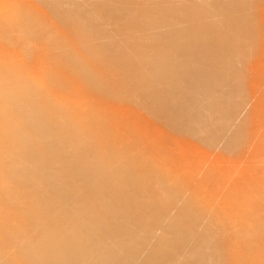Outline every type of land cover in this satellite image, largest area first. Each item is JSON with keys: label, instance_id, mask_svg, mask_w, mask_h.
<instances>
[{"label": "bare ground", "instance_id": "obj_1", "mask_svg": "<svg viewBox=\"0 0 264 264\" xmlns=\"http://www.w3.org/2000/svg\"><path fill=\"white\" fill-rule=\"evenodd\" d=\"M198 1L212 20L231 25L219 24L215 35L222 39L217 47L209 40L200 42L204 30L190 36L181 27L183 34H172L176 23L200 19L191 7ZM208 17L202 19L207 22ZM241 38L244 43L257 38L254 44L260 47L255 49L264 52V0H0V264H264V198L256 206L248 200L252 181L264 183V168L253 167L264 157V63L256 66L264 56L250 50L251 44L245 49ZM136 93H146L149 100ZM124 96H133L134 105L142 101L135 106L130 102L134 108L151 102L154 106L152 100L164 105L160 111L177 122H171L173 126L178 124V129L173 127L178 138L170 139L174 147L186 155L198 154L190 159L179 151L178 157L196 163L206 155L196 163L201 171L175 157L187 167L177 163L176 169L183 171L178 173L172 167L174 157L172 162L170 156L158 155L171 161L182 188L167 182L173 174L168 171L171 163L169 175L165 160L162 165L168 176L154 178L161 172L155 168L160 160L136 152L159 148L157 139L152 143L153 136L147 141L133 138L129 131L124 136V131H113L111 118L129 107ZM177 103L183 106H174ZM139 111L134 113L137 117ZM130 115L127 121L123 116L117 120L130 124ZM147 116L143 115L146 122ZM123 122L116 126L129 130ZM197 124L208 125L202 130ZM166 125H160L162 130ZM207 126L215 135L204 131H210ZM167 128L172 131V126ZM220 140L227 141L222 142L223 148L228 145L225 150L232 143L234 155H245V143L254 145H248V165L243 155L227 158L229 149L224 156ZM216 142L218 152L212 145ZM195 144L199 150L203 147L200 156ZM206 151L211 152L208 156L216 152L214 163L233 159V170L238 165H232L234 160L243 157L237 162L245 165L235 169L241 172L239 180L233 170L231 175L239 182L225 177L228 186L232 183L227 187L221 181L224 175H219L231 167L217 161L216 169ZM204 161L211 163L212 171H205L209 166ZM220 165L224 167L218 171ZM214 168L222 182L217 185L224 183L227 190L216 188L227 201L216 188L219 194L212 192L215 184L210 182L218 180H211ZM192 169L200 180L197 171L191 175ZM213 193L221 200L209 201ZM252 207L259 211L251 212ZM176 243L178 251L174 247L168 252Z\"/></svg>", "mask_w": 264, "mask_h": 264}, {"label": "rangeland", "instance_id": "obj_2", "mask_svg": "<svg viewBox=\"0 0 264 264\" xmlns=\"http://www.w3.org/2000/svg\"><path fill=\"white\" fill-rule=\"evenodd\" d=\"M198 2H199V5H198V4H197V5L194 4V5H191V7H192V9H193V8L195 9V10H193V11L198 12V13L201 14V15L199 14L200 19H199V17H196L195 19H193V20L191 21V22L194 21V23L189 22V23H187V25L184 24V25H186V26H184L183 24H179V23H176V22H172V23L170 24L171 26H173L175 23H176L175 26H177V25L180 26V27L177 26V27H175V28H174V26H173L172 28H174L173 31H175V32H172V34H178V33H180V28H181V27H185L186 30L183 31V32H185V34H191L190 36H193V33L196 34V33H198V32H202V30H204V31H203V35H202L203 37H201L202 40L200 39V40H201L200 42H205V43H206V42L209 40V41L207 42V43H209V45H211V46H213V47H215V46L217 47V46L220 44L221 39H222V38L220 37V35H219V36H218V34L215 35L216 33H218V32H216V31L219 30V29H218V28H219V24H223V25H225V26H227V27H230L231 25L228 24V23H226V22H221V23H220L219 19H218V20H217V19H216V20H212V19H215V18L208 17L209 15H207L208 12L206 11L205 6L203 5V6H204V7H203V6L201 5V4H203V3H201L200 1H198ZM198 2H196V3H198ZM201 7H202V8H201ZM196 8H197V9H196ZM198 8H199V9H198ZM202 11H203V12H202ZM205 13H206V15H205ZM201 16H202V17H201ZM207 17H208V20H207L208 23L205 21L206 19H205V20L202 19V18H207ZM198 19H199L200 21H199ZM210 19H211V21H209ZM197 20H198V21H197ZM195 21H196V22H195ZM203 21H205V22H203ZM213 21H214L215 23H214ZM197 22H199V23H197ZM200 22H202V23H200ZM173 23H174V24H173ZM203 23H204V24H203ZM225 23L228 24V25H230V26L226 25ZM192 24H193V26H192ZM194 24H195V25H194ZM196 24H197V25H196ZM198 24H199V25H198ZM201 24H202L203 26H202ZM206 24H207V26H206ZM181 25H182V26H181ZM211 26H212V27H211ZM216 26H218V27L215 28ZM188 27H190V28L192 27V28L190 29V28H188ZM209 27H210V28H209ZM177 28H179V29H177ZM187 28H188V29H187ZM194 28H195V29H194ZM214 28H215V29H214ZM193 29H194V30H193ZM205 29H206V30H205ZM211 29H212V30H211ZM216 29H217V30H216ZM190 30H191V32H192V31H194V32L190 33ZM214 30H215V31H214ZM176 31H178V32H176ZM187 31H188L189 33H186ZM197 31H198V32H197ZM211 31H212V32H211ZM183 32L181 31L180 34H183ZM208 32H209V34H208ZM213 33H214V34H213ZM204 34H205L206 36H205ZM207 34H208L209 36H208ZM212 34H213V35H212ZM170 35H171V34H170ZM211 35H212V36H211ZM215 36H216V37H215ZM221 36H222V35H221ZM171 37H172V38L174 37L173 40H176L175 35H174V36L171 35ZM226 37H227V36H226ZM212 38H213V39H212ZM219 38H220V39H219ZM223 38H224V37H223ZM228 38H229V37H228ZM211 39H212V40H211ZM215 39L218 40V41L216 42ZM224 39L226 40L227 38H224ZM214 40H215V41H214ZM238 40H241L240 43L243 42L242 38H241V39H238ZM213 41H214V42H213ZM251 41H252V43H251ZM251 41L246 40V41H245L246 43L243 42V44H244V45L242 44L243 47L245 48V47L248 46L247 44H251L252 47H251V45L248 46L250 50H251V49H255V48H256V49H259L260 46L257 48V44H254V43H257V42H258V41H257V38H255V39L253 38ZM253 41H254V42H253ZM255 41H256V42H255ZM248 42H249V43H248ZM215 43H218V45H215ZM253 44H254L255 46H254ZM253 46H254V48H253ZM245 49H246V48H245ZM249 49L247 48V51H248ZM256 49H255V51H253V52H255L256 54H257L258 52H260L259 55H260V56H264V52L261 54V52H262L263 50L261 51V49H260V50H256ZM250 50H249V51H250ZM257 51H258V52H257ZM255 53L253 54V57H254V55H256ZM251 54H252V53H251ZM261 58H262L261 60L264 59V57H261ZM256 62H258V61H256ZM261 62L264 63V61H259L258 63H261ZM259 65L261 66L262 63H261V64H256V66H259ZM260 66H259V67H260ZM262 66H264V64H263ZM259 67H258V68H259ZM259 69H260V68H259ZM235 72H236V71H235ZM236 73H237V72H236ZM174 85H175V84H174ZM151 87H152V86H150V88H151ZM146 92H147V91H146ZM139 93H140V92H139ZM139 93H138V94H139ZM136 94H137V93H136ZM138 94H137V95H138ZM145 94H146V93H144V96H143V95H140V94H139V95H140V97L143 96V97H144L143 99H145V97H146ZM132 95H133V94H132ZM134 95H135V94H134ZM137 95H136V96H137ZM147 95H149V94H147ZM118 96L121 97V95H117V96L114 95V98L117 97L118 99H121V98H119ZM134 97H135V96H134ZM140 97L138 96V99H139ZM122 98H123V96H122ZM126 98H128V100H129V104L126 103V101L128 102V100L125 99V96H124V99H125L126 101L124 100L125 102L123 101V104H124V103H125L126 105L128 104L129 107H127L126 105H122V106H126V108H125V107H120V108H122V110H123L124 108L127 109V111H125L126 113H125L124 111H122L123 113L120 114V112H121V109H120L119 112H117V115H118V113H119L120 115L123 116V118H124L125 120H126V115H129V113H130L131 115L133 114V117H131V115L129 116V119L132 118L130 124H129V122H128V123H125V122H123V121H118L117 119L122 117V116L119 117V115L117 116V118L114 116L116 119L113 118V121L115 120V124H114V122L112 121V118H111L110 121L112 122V127H113V131H114V132H116V133H117V132H118V133L120 132V134H121V131H124V133H122V135L124 136L125 134H128L127 131H129V135H132V133H133V136H132L133 138H135V136H137V137L141 138L142 140H147V141H149V140H148V138H149L148 136H153L152 138H149V139H152V140H151L152 143H153L154 141H156L155 139H157V141H159V143H160V144H158V143H157V144H158L159 148H161V150L157 147V145H154V146H153L154 148H152V151H151L150 148H149V150L146 149L147 153H146V151H144V149H142L143 152H142V150H140V149H138V150H140V151L138 152V150L136 149V150H137L136 152L139 153L140 156H142V155L145 154L144 157H147V158H148V157H152V160H153V159H157V158H158V155H159V156H163V154H165L164 156H166V155L170 156L172 162H174L173 160H175V159L177 160V158H175V157H178V156H177L178 154H180V153L183 154V155L185 154V153H183V151L180 150L179 148L176 149L177 147H176V146L174 147V145L172 144V140H173L175 137L178 138V134H176V129H178V128H177V125H178V124H174L175 126H173L172 123H177V122H175V120L173 121V119H171V118L169 119V118H168V115H166V116H167V117H166V116H165V112H161V111H163V108H159V107H162V106L164 107L163 104H162L161 106H160V104L157 105L158 103L156 104V102H155L154 100H152V101L155 103L154 106H152V104H153L152 102H151L152 104L149 102L150 104H149V106H148V104L145 103V102H147V101L149 100V97H146L147 101H144L143 99H141V100H143V102L146 104L144 107L141 105V106H142V111H145V112H143L142 115H141V111H139L138 109H140L141 106L139 107V105H140V103H142V101L139 100L140 103H139V101H137V102L135 103V105H136V104H139V105H137L135 108H136L137 111L140 112V114H139V112H138L139 116L137 117V116H136L137 114H136V115L134 114L136 110H134L132 113H131V112H128V110H129L130 108H131V109H132V108L135 109L133 106H135V105H134V102H135L136 100L133 99V96H132L131 98H129V97L127 96ZM136 98H137V97H135V99H136ZM130 99H133V100L130 101ZM122 100H123V99H122ZM170 100H171V99H170ZM132 101H133V102H132ZM150 101H151V99H150ZM130 102L132 103L133 106L130 104ZM170 102H171V101H170ZM170 102H169V103H170ZM180 102H181V101H180ZM144 103H143V104H144ZM170 104H171V103H170ZM150 105H151V106H150ZM178 105H179V103H177V104L174 105V106L180 107V106H183V105H187V106H185V107L190 108V107H188V105H190V103H187V104L185 103V104H184V102H183V105H182V103H181L179 106H178ZM131 106H132V107H131ZM146 106H147V107H150V109L148 108V110L151 112L150 115L148 114L149 111L147 112V109H146L147 107H146ZM138 107H139V108H138ZM145 107H146V108H145ZM154 107H157V109L154 108ZM151 108H153L154 111H153V110L151 111ZM158 108H159V110H158ZM125 109H124V110H125ZM131 109H130V111H131ZM133 109H132V110H133ZM143 109H144V110H143ZM145 109H146V110H145ZM140 110H141V109H140ZM157 110H158V111H157ZM160 110H161V111H160ZM154 112H155V113H154ZM157 112H159L160 115H159V113H157ZM124 113H125V114H124ZM127 113H128V114H127ZM136 113H137V112H136ZM146 113H147V114H146ZM156 113H157V115H156ZM161 113H163L164 116H163V114H161ZM145 114H146V115H145ZM152 114H153V115H152ZM154 114H155V116H154ZM124 115H125V116H124ZM134 115H135L136 117H135ZM143 115H144V117H146V116L148 115V116H147V118L149 117V119H147L148 122H146V120H145L146 118H143ZM158 115H159V116H162V118L165 119V121L162 120V118L159 117ZM195 115H196V114H195ZM141 116H142V117H141ZM151 116L153 117L152 120H151L152 123L150 122ZM196 116H197V115H196ZM140 117H141V118H140ZM154 117H155V118H154ZM156 117H157V119H156ZM164 117L168 118V121H167V122H166L167 119L164 118ZM133 118H134V119H133ZM137 118L139 119V121L137 120ZM195 118H199V116H197V117H195ZM129 119H128V121H129ZM160 119H161V121H160ZM220 119H221V118H220ZM220 119H218V120H220ZM116 120H117V123L119 122V123H118L119 125L121 124V122H123L122 124L125 123L124 125L126 126V129H127V126H129V128H128L129 130H126V131H125V127H124V126H122V127H121L122 129L120 130V127H117V126H119V125L116 123ZM119 120H120V119H119ZM121 120H123V119L121 118ZM125 120H124V121H125ZM133 120H135L137 123H136L135 121H133ZM143 120L145 121L146 124L148 123L149 127H148V125H146V124L144 123ZM157 120L160 121V122L158 123ZM169 120H171V121L169 122ZM195 120H196V119H195ZM213 120L216 121V119H213ZM218 120H217V121H218ZM261 120H262V119H261ZM126 121H127V120H126ZM141 121H142V123L140 124ZM153 121H155V122H153ZM162 121H163V123H162ZM210 121H212V120H210ZM217 121H216V122H217ZM262 121H264V119H263ZM262 121H261V122H262ZM138 122H139V123H138ZM165 122H166V124H168V122H169L170 126H169V124H168V126H167V125L165 124ZM171 122H172V123H171ZM132 123L136 124V126L134 125L135 128L133 127ZM143 123H144V124H143ZM153 123H154V124H153ZM157 123H158V124H157ZM193 123H194V120H193V118H192V124H193ZM212 123H213V121H212ZM212 123H211V124H212ZM259 123H260V120H259ZM126 124H129V125H126ZM139 124H140V125H139ZM152 124H153V125H152ZM161 124H162V125H166V127L163 126V128H164L163 130H162V126H160ZM192 124H191V125H192ZM195 124H196V122H195ZM195 124H194V126H195ZM209 124H210V122H209ZM116 125H117V126H116ZM130 125H132V126H130ZM145 125H146V126H145ZM150 125H151V126H150ZM154 125H155V126H154ZM202 125L204 126V125H208V124H202ZM202 125L197 124L196 126H198V127L201 126V127H202L201 129L203 130V126H202ZM114 126H116L115 128L117 129V131H116V129L114 128ZM120 126H121V125H120ZM138 126H140V127H138ZM142 126H143L144 129L142 128ZM152 126H153V127H152ZM158 126H160V127H158ZM171 126H172V131L170 130L171 128H170V129L167 128V127H171ZM194 126H193V127H194ZM131 127H133V128H131ZM145 127H146V128H145ZM173 127H174V128L176 127V129H173ZM193 127L191 126L190 128H193ZM198 127H195V128H198ZM204 127H206V126H204ZM212 127H213V126L211 125V130H214V129H212ZM138 128H139V130H138ZM141 128H142V129H141ZM148 128H149V129H148ZM155 128H156V129H155ZM157 128L159 129V131H158ZM160 128H161V129H160ZM165 128H167V129L165 130ZM207 128H208V126H207ZM213 128H214V127H213ZM215 128H217V127H215ZM221 128H222V127H221ZM221 128H220V130H221ZM223 128H224V127H223ZM223 128H222V129H223ZM130 129H133V130H131V132H130ZM135 129H136V130H135ZM147 129H148L149 132L152 131V132H150L151 134H149V132L147 131ZM153 129H155V130H153ZM199 129H200V128H199ZM119 130H120V131H119ZM134 130H135L136 132H134ZM207 130H210V128H208ZM211 130L209 131L210 133H209L208 131H206V130H204V131L207 132V133L210 135V134L212 133ZM216 130H217V129H215V131H216ZM257 130H259V129H257ZM137 131H138L139 133H138ZM143 131H144V132H143ZM145 131H146V132H145ZM168 131H170L171 133L168 132ZM204 131L202 132L203 135H204ZM261 131H262V130H261ZM125 132H126V133H125ZM142 132H143L144 134H142ZM153 132H154V134H152ZM156 132H158V133H156ZM160 132H161V133H160ZM162 132H163V133L165 132V133L163 134ZM166 132H168V134L170 133L171 135H170V134L168 135ZM172 132H174L175 134L172 133ZM213 132H214V131H213ZM217 132H218V131H217ZM259 132H260V130H259ZM130 133H131V134H130ZM155 133H156V134H155ZM177 133H178V131H177ZM207 133H206V136H205V137H206L207 140L209 141L210 138L207 136V135H208ZM214 133H215V132H214ZM139 134H142V135H139ZM148 134H149V135H148ZM161 134H163V135H168V136H163V135H161ZM200 134H201V133H200ZM219 134L221 135V133H219ZM138 135H139V136H138ZM155 135H156L157 137H155ZM158 135H160V136H158ZM172 135H173V136H172ZM175 135H176V136H175ZM211 135H215V134H211ZM140 136H141V137H140ZM145 136H146V137H145ZM161 136H163V137H161ZM201 136H202V135H201ZM201 136H200V137H201ZM218 136H219V135H218ZM218 136H217V138H219ZM143 137H145V138H143ZM169 137H170V138H169ZM211 137H212V136H211ZM154 138H155V139H154ZM160 138H162V139H160ZM163 138H164V139H163ZM168 138H169V140H166V139H168ZM171 138H172V140H170ZM202 138H203V136H202ZM220 138H221V137H220ZM249 138H250V141L252 142V144H254L252 137H249ZM249 138H248V140H246L247 143H248V141H249ZM255 138L257 139V137H255ZM255 138H254V139H255ZM153 139H154V141H153ZM162 140H163L164 142H163ZM197 140H199V136H198ZM217 140H218V139H217ZM147 141H143V143H144V142H147ZM167 141H168V143H167ZM161 142H162V143H161ZM165 142H166L167 144H166ZM222 142L226 143L227 141H225V140H220V142H219V148L222 150V153H223V151L225 150V148H227L226 146H228V145L225 144L226 146H225V148H223V147H224V143H223V145H222ZM244 142H245V141H243V143H244ZM217 143H218V142H216L215 144H212V145L216 146V147L214 148L215 150H217L216 152H218V150L220 151V149L218 148V144H217ZM220 143H221V146H220ZM247 143H245V144H246L245 146L248 147V151H249L250 147H253L254 145H252V144L249 142V144L252 145V146L249 147V146H248L249 144H247ZM165 144L168 145V146H166ZM171 144H172L173 146H172ZM228 144H229V142H228ZM230 144H231V145H230ZM230 144H229V146H231V147H228L229 150L226 149V150L230 151L229 156L227 155L228 152H226V150H225L226 154H225V152H224V156L227 155V158H228V157H231V158H232L231 155H233V156H235V158H233V159H236V158H237V157H236L237 154H235V155H234V154H231V149H233V148H232L233 145H232L231 142H230ZM164 145H165V146H164ZM195 145L197 146V147H195L197 150L201 149V148H200L201 146H199V148H198V145H197V144H195ZM208 145H209V144H208ZM161 146H164V147H163L164 149H163ZM209 146H210V145H209ZM209 146H207V147H209ZM222 146H223V147H222ZM172 147H173V149H176V150L169 151L168 148H172ZM221 147H222L223 149H222ZM247 147H246V148H247ZM254 147H255V146H254ZM155 148H156V149H155ZM165 148H166V149H165ZM195 148H194L193 150H195V152H196L197 150H196ZM210 148H211V147H210ZM210 148H209V149H210ZM217 148H218V149H217ZM246 148H245V150H246ZM157 149H159V150H157ZM162 149H163V150H162ZM204 149H205V148H204ZM251 149H252V148H251ZM154 150H155V151H154ZM202 150H203V147H202ZM202 150H199V151H198V152H199V156H200V154H201L200 152H201ZM206 150H207V149H206ZM212 150H213V149H211V151H212ZM215 150H214V151H215ZM254 150H255V148H254ZM150 151H151V153H152V152H153V153L150 154ZM160 151H162V152H160ZM165 151H167V152L169 151V152H168L169 154H168L167 152H165ZM176 151H178V153H177ZM179 151H180V153H179ZM248 151L246 150V152L244 153L245 155H243V154H241V153H239V154L237 155V156H239V157L242 156V155H243V157H244V156L247 157V158H243V157H241V159L238 158L239 161H240V163H242V162H243V159H245V160H244V161H245V164L248 165V163H246L247 160H248V156L246 155V153L248 154ZM154 152H156V154H154ZM157 152H159V153H157ZM173 152H174V153H173ZM195 152H193V153H195ZM216 152H212V154L214 153V154L216 155ZM252 152H253V150H252ZM252 152H251V153H252ZM148 153H149V154H148ZM161 153H162V154H161ZM170 153H171V154L173 153V156H171ZM176 153H177V154H176ZM196 153H197V152H196ZM203 153H204V151H203ZM206 153H207V156H208L211 152L209 153V152L206 151ZM208 153H209V154H208ZM249 153H250V151H249ZM160 154H161V155H160ZM190 154H191V153H190ZM190 154H187V155L185 154V155H186V156L189 155V158H190V156H191L192 158H190V159H194L195 156H198V154H197V155H196V154H192V155L194 156V157H193V156L190 155ZM214 154H213V155H210V156H208V157L211 159V156H212V158H213ZM174 155H176V156H174ZM183 155H181L182 157H180V155H179L178 158H184ZM248 155H249V154H248ZM164 156H163V157H164ZM205 156H206V155H204V156L202 157V155H201L200 157H198V158H199V161H197V162L199 163V165H200V160H201L202 158H204ZM217 156H218V157H216V158H219V157L221 156V154H220V156H219V153H218ZM222 156H223V154H222ZM166 157H167V156H166ZM173 157H174L175 159H174ZM208 157H206V158H207L206 161L209 160ZM167 158H168V157H167ZM170 158H169L168 160H170ZM189 158L186 157V158H184V159H186V161L188 162V161H189ZM198 158H197V159H198ZM200 158H201V159H200ZM224 158H225V157H224ZM242 158H243V159H242ZM262 158L264 159V157L257 158L258 161H259V159H260V161H259L260 164H259V162H256V164H255L256 166L259 165L261 169L264 168V166H263V165H264V162H262V161H264V160H263ZM158 159L160 160V162H158V163H161V164H157V167H155V168H156V170L161 171V172H162V175H161V174L158 175V173H161V172H158V171H157V174H155V175L153 174V177H154V178H157V176H158L159 178H161L162 176L166 177V176H168V175L171 173V172H168V171L171 170L173 174H170V175H169V176H171V178L168 177V178L170 179V180L168 179L169 181L167 180L168 184H169V182H172V184H171V183L169 184L170 186H171V185L174 186V184H175V185H177V187H181V188H182V185H183V184L181 185V183H180V179H178V178H179V177H178L179 175L177 174V176H174V172H173V170H172V167L175 166V167H174L175 169H174V168H173V169H174V171H176V170H178V169H176V167L178 166L177 163H179V165H181V167H185V166H182V164H183V162H184V163H186V162L182 159L183 162L181 163L180 161H182V160L179 161V159H178L177 162H176V160H175V162H174V163H176L177 165H175V164L173 163V166L171 167V165H172L171 161H170V162H169V161H166V160H167L166 158H161V157H159ZM187 159H188V160H187ZM197 159H196V160H197ZM214 159H215V157L213 158L212 161H211V160H209V161H211V163H212V162L214 161ZM233 159H232V160H233ZM238 159H237V160H238ZM164 160L166 161V165H165V166L163 165V164H165ZM202 160H203V159H202ZM204 160H205V158H204ZM219 160H222V161H223L222 158H219L218 160H215V161H216V162L218 161L217 163H221V164H222L223 162H222V161H219ZM225 160H227V159H225ZM225 160H224V161H225ZM228 160H229V159H228ZM228 160L225 161L224 163H226V162L228 163V162H229ZM232 160H231V161H232ZM237 160H234V163H232V165H234V164H236V163L239 165V163H238L239 161L237 162ZM255 160H256V159H255ZM194 161H195V160H194ZM194 161H190L191 164L194 163ZM231 161H230V163H231ZM235 161H236V162H235ZM253 161H254V160H253ZM163 162H164V163H163ZM190 162H188V163L185 164V165L190 164ZM197 162H196V163H197ZM201 162H202V161H201ZM204 162H205V161H204ZM216 162H215V163L213 162V163L215 164V167H216V164H217ZM232 162H233V161H232ZM168 163H171V164L169 165ZM180 163H181V164H180ZM196 163H194V165H192V166H187V167H189V168L191 167V168H192V167L194 166V169H195V167H196V168H199V166H198ZM211 163L208 162V164H209V165H208V164L205 162V165H207V166H209V167H206V166L204 165V163L201 164V165H202L203 167L205 166V169L207 168L205 171H207L208 169H209L208 171H212L213 168L210 169V164H211ZM213 163H212V164H213ZM224 163H223V164H224ZM230 163H228V166H229ZM191 164H190V165H191ZM237 164H236V165H237ZM243 164H244V163H243ZM243 164L241 165L242 167H243ZM245 164H244V165H245ZM261 164H262V165H261ZM160 165H161V166H160ZM162 165L166 168V171L168 170V167H169V166L171 167V168L169 167L170 169H169V170L167 171V173H166V174L169 173L168 175H165V173L163 172V171L165 170V168L162 167ZM167 165H169V166H167ZM196 165H197L198 167H197ZM217 165H218L217 167H219V164H217ZM226 165H227V164H226ZM226 165L224 164V166H226ZM238 165H237V167L235 166L236 168H234V170L232 169L231 165L229 166V167H231V168H228V167L226 166V167L228 168V170H227V168L224 167L223 165H220V169H219L218 171H220L221 168L224 167V169H226V170H224V171H227V172H230V173H231V174H228V173L226 172L227 175L230 177L235 171H238V170H235V169H238V167H239V169H241V168H240L241 166H240V165L238 166ZM158 166H159V167H158ZM166 166H167V167H166ZM211 166H212V165H211ZM221 166H222V167H221ZM251 166H253V165L250 164V167H251ZM259 166H257V167L253 166V167H254V168H258V170H259ZM261 166H262V167H261ZM161 167H162V169H160ZM187 167H185V168H187ZM200 167H201V166H200ZM203 167H202V168H203ZM213 167H214V165H213ZM217 167H216V169H218ZM245 167H246V166H245ZM158 168H159V169H158ZM178 168H179V167H178ZM185 168H183V169L185 170ZM189 168H188V173H186V172H187V169H186V171H184V175H185V174H189ZM179 169H180V168H179ZM194 169L190 170L191 175H192ZM230 169H231V171H230ZM156 170H155V171H156ZM162 170H163V171H162ZM180 170H181V169H180ZM180 170H178V171H180ZM199 170L201 171V168H199L198 171H199ZM222 170H223V169H222ZM222 170L220 171L221 173L219 172V173H220V175H219V174H218V171H216L215 168H214V172L212 173V175L214 174L215 177H214V179H212V178H213V176H212L211 180L214 181L217 175L221 176V178H222V176L224 175L223 178H222V180H221L220 177L217 176V179L220 178V180H221L222 182H223V180H224L225 177H226V180H227V179H230V180H231V177H232V176H231L230 178H229V177L227 178L226 173L224 174V172H223ZM232 170H233V173H232ZM245 170H247V168H246ZM166 171H165V172H166ZM178 171H176L175 173H178ZM191 171H192V172H191ZM196 171H197V170H195L194 172H196ZM198 171H197V174H196L195 177H196V179L198 178V179L200 180L201 176H200V174L198 173ZM208 171H207V172H208ZM241 171H243V168H242ZM181 172H183V171L181 170ZM216 172H217V175H215ZM222 172H223V173H222ZM155 173H156V172H155ZM205 173H206V172H205ZM235 173H236V174H233L234 177L236 176V177L238 178V180H239V178H240V176H241V172L239 173L240 175H238L237 172H235ZM198 174H199V175H198ZM208 174H209V173H208ZM221 174H223V175H221ZM191 175H190V177H192ZM193 175H195V173H194ZM209 175L211 176V174H209ZM173 176H174V177H173ZM199 176H200V178H199ZM238 176H239V177H238ZM176 177H177V178H176ZM185 177H186V176H185ZM234 177H232L233 180L235 179ZM262 177H264V176H261L260 178H262ZM183 178H184V177H183ZM193 178H194V177H193ZM193 178H191V179L193 180ZM172 179H174V180H172ZM198 179H197V180H198ZM254 179H255V178H254ZM254 179L252 178V180H254ZM211 180H209V182H210ZM226 180H224V183L228 181V180H227V181H226ZM230 180H229V181H230ZM233 180H232V182H233ZM252 180H251V181H252ZM256 180H257V181H255V180L252 181L251 194H249V196H251V199H252V200H251V199H248V200H249V203H251V204H253V205H255V206H256L255 203L259 204V202H260L261 200H263V198H264V196H263V195H264V194H263L264 191H263V189H262V188H264V187H262V186H264V185H263L264 183H262V184L260 185V183H261L262 181H261L260 179H258V178H257ZM262 180H264V178H263ZM177 181H178V183H177ZM218 181H219V179L217 180V182H216V180L214 181V182H216V183H214V182H210V183L215 184V185H214V189L212 188L213 186H212L211 184H210V186L208 185L209 188L212 186L211 189H209V188H207V189H209V190H212V189H213V190H212V192H213V191L215 190V188H216V185L222 183V182H221V183H220V182L218 183ZM235 181H237V180L235 179ZM235 181H234V182H235ZM259 181H261V182H259ZM181 182H182V181H181ZM237 182H239V181H237ZM255 182H256V185H257V186H256L257 189H252V187H253V188H256V187H255V184L253 185V183H255ZM173 183H174V184H173ZM182 183H183V182H182ZM194 183H195V182H194ZM224 183H223L222 185H217L218 189H219V188H222V186H224ZM229 183H230V184H229V186H230L232 183H231V181H230ZM258 183H259V185H260L261 187L258 186ZM184 184H185V183H184ZM195 184H196V183H195ZM226 184H227V187H229V186H228V182H227ZM226 184H225V185H226ZM193 185H194V184H193ZM196 185H197V184H196ZM234 185H235V184H234ZM194 186H195V185H194ZM184 187H185V185L183 186V189H184ZM195 187H196V186H195ZM195 187H194L193 190H195V189L198 190V186H197L196 188H195ZM258 187H259V189H258ZM225 188H226V186L223 187L221 190L224 189V191H226L227 189H225ZM229 188H230V187H229ZM260 188H261V190L263 191V193L261 192ZM216 189H217V188H216ZM218 189H217V191H219ZM181 190H182V189H181ZM193 190H192V191H193ZM199 190H200V189H199ZM221 190L219 191L220 193H221ZM228 190H229V189H228ZM254 190H255L256 192H255ZM182 191H183V190H182ZM217 191L215 190V192H217ZM252 191H253V194H254L255 198H254V196H253V194H252ZM258 192H259V194H260L262 197L258 194ZM255 193H257V194L259 195L260 198H258V195L255 194ZM186 194H188V192H186ZM215 194H216V193H215ZM215 194L213 193V195H212V194L210 195L211 199H210V197H209V201H211V202L214 201V203H215L217 200L220 199L219 197H221L222 200H224V199H226V201L228 200V198H224V199H223L224 196L228 197L227 195H223L224 193H221L223 196H220V194L217 192L216 195L219 194V197H218V198H216V195H215ZM214 195H215V196H214ZM256 195H257V196H256ZM212 196L215 197L216 200H215L214 198H212ZM252 196H253V197H252ZM198 198H199V197H198ZM249 198H250V197H249ZM212 199H214V200H212ZM221 199H220V200H221ZM254 199H255V201H254ZM258 199H259V201H257ZM220 200H219V201H220ZM248 200H247V201H248ZM224 201H225V200H224ZM251 201H252V202H251ZM221 202H222V201H221ZM217 204H218V202L216 203V205H217ZM219 204H220V203H219ZM253 207H254V206H253ZM253 207L251 208V212L254 213V211H256V209L259 211V208H258V207H257L256 209H253ZM250 240H251V239H250ZM177 243H178V242H177ZM177 243H176V245H174L172 248H170L171 251H169L170 249H168V252H173V251L176 250V249H177V250L174 251V252H177V251H178V248H179V247H176V246H178ZM255 246H256V245H255ZM174 247H175V248H174ZM173 248H174V250H173ZM242 248H243V246H242ZM240 249H241V248H240ZM220 250L222 251V250H224V249L222 248V249H220ZM186 251H188V252H190V251H191V252H195V250H194V251H192V250H186ZM239 251H240V250H239ZM191 252H190V254H191Z\"/></svg>", "mask_w": 264, "mask_h": 264}]
</instances>
